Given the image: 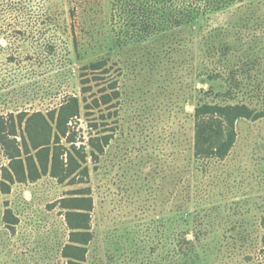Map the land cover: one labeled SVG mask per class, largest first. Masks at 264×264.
I'll return each mask as SVG.
<instances>
[{
  "label": "rangeland",
  "instance_id": "374dc122",
  "mask_svg": "<svg viewBox=\"0 0 264 264\" xmlns=\"http://www.w3.org/2000/svg\"><path fill=\"white\" fill-rule=\"evenodd\" d=\"M33 5L19 17L0 7V179L7 152L42 173L0 191V264H66L64 215L81 208L94 233L87 264H173L177 223L209 231L200 243L190 233L200 264H264V0L129 45L117 43L110 0ZM47 13L56 24L51 54L31 33L45 28ZM15 28L23 31L16 41ZM229 66L240 72L234 99L225 97ZM214 71L222 77L211 80ZM205 103L257 111L237 123L224 160L194 158L195 109ZM62 111L75 144L47 127ZM58 141L62 183L50 172Z\"/></svg>",
  "mask_w": 264,
  "mask_h": 264
},
{
  "label": "trees",
  "instance_id": "16d2710c",
  "mask_svg": "<svg viewBox=\"0 0 264 264\" xmlns=\"http://www.w3.org/2000/svg\"><path fill=\"white\" fill-rule=\"evenodd\" d=\"M34 0H0V7L7 8L8 13L15 17L22 15L32 16L34 14ZM244 0H110L111 6V25L119 45H129L138 43L147 38L157 36L168 31L179 29L195 20L209 16L214 12H219L232 7L235 4L242 3ZM5 13L4 9L0 10V15ZM47 20L43 21L44 29L37 27L31 33L33 38L44 36L40 42L48 53L51 49L57 47L56 41L52 38V33L56 24L47 13ZM19 19L17 18L16 21ZM48 23V24H47ZM33 30V29H31ZM15 41L18 35L23 31L14 29ZM37 41V39H35ZM231 46L223 45L220 54L228 61ZM51 54V53H50ZM229 89L225 93L228 99H234L241 90L240 81H238L239 68L229 66ZM222 73L214 71L209 75L211 80L220 79ZM75 102L78 99L70 98L68 103ZM257 111L248 104L239 103L235 105L220 104H201L195 109V138H194V158L197 160H224L233 150L238 134L236 130L237 123L242 119H250L256 116ZM56 127H52L49 122L46 123L55 138H65L67 143H76L75 131H71L70 117L63 111L59 117L54 118ZM5 124V118L0 116V122ZM6 144V138L1 135L0 143ZM91 146L96 149V139L92 138ZM60 141L55 142L53 149V160L51 176L59 182L65 180L66 167L63 165L62 154L59 152ZM10 164L4 168V175L0 179V191L8 194L11 190V183L18 181L20 183L36 182L40 179L42 173L28 172L25 165L19 163L17 157L12 153H6ZM95 154V153H94ZM29 167V166H28ZM48 173V169L44 170ZM63 209H68L65 199L61 200ZM80 212L67 211L64 215L67 228L69 230L68 242L62 248V257L66 264H87L89 245L94 240V233L90 232L88 226L89 214L83 212L86 209H78ZM6 224L15 226L18 224L17 219L10 217L5 218ZM195 232L194 240L200 243L202 237L209 232L206 229L194 230L188 227H182L177 223L173 229L172 241V258L173 264H200L202 259L199 250L200 245L195 244L190 238V233Z\"/></svg>",
  "mask_w": 264,
  "mask_h": 264
}]
</instances>
